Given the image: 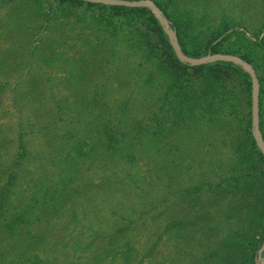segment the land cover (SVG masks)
I'll use <instances>...</instances> for the list:
<instances>
[{"label": "rangeland", "instance_id": "obj_1", "mask_svg": "<svg viewBox=\"0 0 264 264\" xmlns=\"http://www.w3.org/2000/svg\"><path fill=\"white\" fill-rule=\"evenodd\" d=\"M156 1L189 48L229 26L222 53L250 60L264 119V0ZM120 18L0 0V187L17 175L0 264H247L264 231V174L247 176L251 87L187 70L185 124L157 34Z\"/></svg>", "mask_w": 264, "mask_h": 264}, {"label": "trees", "instance_id": "obj_2", "mask_svg": "<svg viewBox=\"0 0 264 264\" xmlns=\"http://www.w3.org/2000/svg\"><path fill=\"white\" fill-rule=\"evenodd\" d=\"M62 2H69L71 4H78V5H87L96 7L97 9H102L107 12H111L113 16H121L124 17L123 20H121V24H127L126 21L129 18H139L142 19L144 23L148 26V28H152L154 33L157 34L159 45L161 49V56L160 58L164 64L166 63L165 67L167 70H169L170 67L172 69L170 70V75L172 77L171 83L169 87L171 88L173 97H174V105L172 106V109L174 111V114L179 118L180 120H186V113L190 112L191 109H189L188 101L187 99V92L188 90H194V78L192 75L189 76L187 73V70H190L192 73L197 72L198 70L205 69L206 71H203V78H205L207 81L220 83L223 80L229 79L232 75L239 74L241 77L245 79L244 84L247 86V88L250 90L251 87V80L250 75L238 64L233 63L231 61H224V60H215L212 62H207L203 64L198 65H190L189 63L180 61L177 56L174 53V50L169 43L168 37L166 33L164 32L162 26L160 25L157 18L154 16V14L151 12V10L147 7H130L125 5H109L104 3H95V2H89L84 0H59ZM154 2L161 8L163 13L166 15L168 19H170L169 13L166 11V9L156 0ZM171 25L175 28L178 40L180 43V46L182 50L191 56H200L206 53H213V52H228L221 50L223 38L228 34L227 31L229 26H225L224 29H222L218 34H216L211 40H209L208 44L205 46L203 50L196 48H189L186 46L183 35L181 33L179 24L177 21H172ZM227 32V33H225ZM224 33V34H223ZM223 34L221 38L218 39ZM263 34V33H262ZM264 36V35H262ZM261 36V37H262ZM260 37V38H261ZM218 39V40H216ZM231 49V48H230ZM232 50L236 51L238 55H240L242 58H244L247 61H250L245 53H240L239 50L236 48H232ZM240 53V54H239ZM156 55V54H155ZM159 57V56H158ZM170 65V66H168ZM258 76V75H257ZM259 78V77H258ZM189 79L191 81L189 82ZM224 83V81H223ZM221 84V83H220ZM191 87V88H190ZM262 90L261 84H260V91H259V111L261 110V98H260V92ZM192 119V115L190 117ZM178 120L177 122H179ZM185 124H188V121H185ZM51 123L47 124L50 126ZM259 127L262 133V137L264 139V119L259 118ZM248 139L250 140L251 150L248 152V155L250 157L248 158V169L250 171L247 175L250 176H257L259 173L264 174V154L261 152V150L257 147L256 142L254 140V137L252 135L251 129L248 130L247 134ZM21 154V152H19ZM10 173L8 174V178L6 181V184L9 188L3 189L0 187V211L7 205L8 203V194L11 192L10 187L14 184L16 179V172L13 171V168L10 169ZM234 184L239 185L243 182L247 184V178L243 177L241 178L240 175H236L234 178ZM242 180V181H241ZM241 181V182H240ZM251 183V181H249ZM244 184V183H243ZM264 198V194L262 195ZM259 217V223L264 221V212L261 211L258 215ZM264 225V223H262ZM264 230V227H263ZM264 238V231L262 233V239ZM229 239V240H228ZM234 239H237L235 236V233L229 235V237L226 239V241L233 243L232 241ZM262 239H254L251 241V246L253 249V253L255 255V258H250L249 262L247 264H256V247H259L261 244ZM234 244V243H233ZM225 258H221V263L225 262ZM220 264V263H219Z\"/></svg>", "mask_w": 264, "mask_h": 264}, {"label": "water", "instance_id": "obj_3", "mask_svg": "<svg viewBox=\"0 0 264 264\" xmlns=\"http://www.w3.org/2000/svg\"><path fill=\"white\" fill-rule=\"evenodd\" d=\"M95 3H104L109 5H125L130 7H147L159 21L164 32L166 33L169 43L171 44L175 55L182 61L190 65H198L215 60L231 61L240 65L249 75L251 80V127L254 140L264 154V139L259 128V79L255 68L244 58L231 53L213 52L201 56H191L186 54L180 46L175 28L171 25L170 20L165 16L161 8L153 0H84ZM263 252V256H262ZM258 262L264 264V240L257 252Z\"/></svg>", "mask_w": 264, "mask_h": 264}]
</instances>
